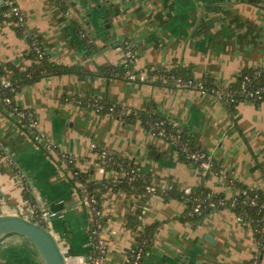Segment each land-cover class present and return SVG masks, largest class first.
<instances>
[{
	"label": "crops",
	"instance_id": "obj_1",
	"mask_svg": "<svg viewBox=\"0 0 264 264\" xmlns=\"http://www.w3.org/2000/svg\"><path fill=\"white\" fill-rule=\"evenodd\" d=\"M60 2L18 0L27 30L53 60L97 71L120 64L124 41L129 39L137 52L134 68L152 72L146 80L63 73L43 77L15 94V102L34 112L53 142L83 158L81 166L90 171L91 179L103 177L92 163L99 162L95 143L148 171L156 184L183 188L203 182L227 197L236 193L221 175L203 179L198 167L179 159L173 144L153 134L141 118L127 121L99 112L80 103L82 97L106 98L168 117L195 142L213 150L229 175L264 190V102L243 100L232 112L214 92L169 85L161 73L178 66L197 79L228 83L245 67H264V0ZM30 44L11 21L0 23V61L24 69L31 63L26 56ZM42 145L24 121L0 108V213H21L31 207L26 188L43 207L64 202L63 214L47 223L68 264H79L93 248L89 213L70 171ZM134 201L122 190L103 195L107 264H120L137 243V231L128 224ZM145 205L142 226L159 225L141 264H264V257L255 261L251 229L227 207L194 225L181 219L186 204L180 198L166 200L153 193ZM0 264L44 263L28 238L11 234L0 242Z\"/></svg>",
	"mask_w": 264,
	"mask_h": 264
},
{
	"label": "trees",
	"instance_id": "obj_2",
	"mask_svg": "<svg viewBox=\"0 0 264 264\" xmlns=\"http://www.w3.org/2000/svg\"><path fill=\"white\" fill-rule=\"evenodd\" d=\"M10 1H13L14 4L17 5L19 4L18 0H0V23H2L5 20L11 21L13 26L17 29V32L20 35H24L28 38L31 44L26 53V56L31 59V63L28 66H26L24 69H21L12 62L0 61V95L2 97L9 96L13 98L14 101L15 94L23 86L33 84L39 81L40 79H42L43 77L58 75L63 73H74L80 77L100 74L107 76L114 75L118 77L127 78V76L125 75L127 69H132L136 74H140L144 72L135 69L134 63L125 64L123 61L117 65H108V66L100 67L97 71H91L89 69H86L82 65H66L53 60L51 56L43 49L41 44L27 30L25 16L23 20H20L18 16L6 15V11L11 6ZM55 1L61 3L60 0H55ZM83 35L86 36V33L84 32ZM145 72L147 74L146 79H149L150 75L152 74L151 70ZM187 72L188 71L186 69L178 66L161 71V73L163 74L164 78L166 79L169 85L175 87L197 88L194 85H190V86L177 85L176 82L172 79V76L175 75L181 77L183 80L186 81L190 79L194 83H196V81L199 80L193 77L191 74H188ZM3 77H7L10 80L11 84L9 86L2 85L1 81ZM201 80L204 81L205 86L208 90H210L211 87L217 86L219 84H227V89L239 91L240 89H242V86L244 84L248 90L253 91L256 88L264 85V67L260 65L245 67L236 76L234 81L228 83L215 82V81L213 82V81H209L206 78H203ZM227 95L228 94L220 96V98L229 106L232 112H234L235 106L240 101L243 100L253 101L256 104H259L262 101H264V90H261L262 96L260 97L256 94H246V93L244 94L242 92H237L233 95L235 97L234 100H230L227 97ZM80 103L84 105H88L90 107H94L99 112H110L127 121H131L135 118H141L150 131L152 130L158 132L160 129H164L165 131L164 138H166L170 142L174 141L172 140V135L178 136V138L175 140L174 147L178 153L179 159L191 162L194 164V166L198 168H199V162L194 161L192 158H190L188 156V152L199 149L208 151L204 146L195 142L185 129L180 127L178 124H175L168 117H165L158 113L151 114L143 110L129 108L125 105L112 102L106 98L82 97L80 99ZM0 108L6 112H10L14 114L9 104L2 100L0 102ZM122 110H126V112L123 113ZM20 119L25 122L24 119L22 118ZM161 120L164 121L163 124H160L158 126L155 125L156 121H161ZM26 127L29 130H31V128H29L27 125ZM184 146L187 147V150L183 149ZM43 147L48 153H50L45 146ZM101 149L102 148H99L97 145L93 147V150H96L98 153ZM110 154L113 155V158L111 160H108V162L106 163L107 170L114 172V171H121L122 168L126 170H131L133 168L139 169L127 157L120 155L118 153H114L112 151H110ZM79 160L82 161L83 158L79 157ZM100 160L101 158L99 157V162ZM66 163H67V169L72 174L71 179L75 183L77 182V180L83 181L86 190L90 193H94L97 195L98 206L101 209H102L103 195L108 190H122L127 194L132 195L135 198L134 207H133L134 202L131 203V206L133 207V212L129 216L128 224L137 231V243L135 246L138 245L143 247L142 257L140 258L139 262L136 263V264H141L145 256L150 251V247L153 242L155 231L157 230L159 225L158 222L146 224L144 226H142L141 224L144 216L142 207L146 203L147 196L153 194L147 189L148 184L155 183L152 180L151 174L148 171L141 170L142 175L138 177H131L132 174L129 173V175L127 174L119 178L110 177L107 179L103 178L101 180L98 179L96 180L94 178L91 179L90 171L82 170L78 166L76 161L67 160ZM199 169H201V167ZM75 171H78V173H74ZM211 174L221 175L225 177L226 180L234 186L236 193L232 197H227L226 194H224V192L215 191L212 188L206 186L203 182L200 183L198 186L192 187L191 191L188 193L185 192L184 187L183 188H179L178 186L165 187L162 185H157L155 193L161 195L166 200L170 198L182 199L185 202L186 207L185 210L180 214V217L183 220H190L194 225L200 224L203 221L205 215L213 212L214 210L222 209L225 207L231 209L237 216L242 217L241 223L243 225H246L247 227H251L255 239H260V247L258 250L259 253L257 252L255 253L259 261L262 257H264V190L261 188H251L245 183L236 180L218 164V161L216 159L214 164L208 170V172L202 174V178L205 179ZM24 195L29 199V201L32 204L38 203L34 198V195L31 193V191L28 188H26V190L24 191ZM197 205H199V210H195V207ZM88 213L90 215L89 211ZM31 218L35 221L39 220V218L35 214L31 215ZM98 220L102 223V225H104L105 220L103 216V211L102 214L99 215ZM90 227L93 226L91 225ZM90 255H92V257L99 255V250L93 246ZM131 255L132 254H130V256ZM88 264H94V263L89 262Z\"/></svg>",
	"mask_w": 264,
	"mask_h": 264
},
{
	"label": "built area",
	"instance_id": "obj_3",
	"mask_svg": "<svg viewBox=\"0 0 264 264\" xmlns=\"http://www.w3.org/2000/svg\"><path fill=\"white\" fill-rule=\"evenodd\" d=\"M11 6L10 8L6 11V15L10 16V15H15L18 16V18L20 20H23L24 15L21 11V8L19 6V4H14L13 1H10ZM124 49H125V55L123 58V62L125 64H130V63H135L136 57H137V52L135 49L134 44L131 42V40L127 39L124 41ZM125 75L127 76V78L130 79H137L140 78L141 80H145L147 78V74L146 72H142L140 74H136L132 69H127ZM172 79L176 82L177 85L180 86H190V85H194L196 86L198 89L204 90V91H212L215 94H217L219 97L223 96V95H227V97L230 100H234V94L237 92H242V93H246V94H256L259 97L262 96L261 95V90H264V85L256 88L253 91H250L246 88V86L243 84L242 89L238 90H230L227 89V84H219L217 86H213L210 88V90H208L205 86V83L203 80L199 79L196 81V83H194L192 80H183L181 77L172 76ZM3 86H9L11 84L10 80L7 77H3L2 81H1ZM250 92V93H249ZM4 101L6 103L9 104V106L12 108V112L17 115L18 117L22 118L25 120L26 125L31 128L32 133L34 135V139L38 142H41L49 152L54 153L55 155H57L58 159H59V163L60 165H62L63 167L67 168V160L69 161H76V163L78 164L79 161V156L71 154L69 152H67L66 150H64L59 144L53 142L50 137L46 134L45 130L42 129V127L40 126L39 120L37 118V116L29 109L22 107L20 105H18L15 100L13 101V98L6 96V97H2L0 95V102ZM80 102V101H79ZM123 113L126 112V110H122ZM164 121H156L155 125H160L163 124ZM175 123V122H174ZM151 132L155 135H159V136H165V131L164 129H160L158 132L152 131ZM178 138V136L176 135H172V141L171 143L173 144V146H175V140ZM96 144L93 143L92 147H95ZM184 150H187V147L184 146L183 147ZM99 157L101 158L100 162H99V169L100 171L103 173V177L102 179H107L110 177L113 178H119L121 176L124 175H129V173L132 174L131 177H138L140 175H142V171L140 169H131V170H126L124 168H122L121 171H110L106 169V163L108 162V160H111L113 158V155L110 154V151L107 149L102 148L99 151ZM188 156L190 158H192L194 161H198L199 162V168L201 167V173L205 174L208 172V170L211 168V166L214 164L215 162V158L212 154V152L210 151H204V150H194V151H190L188 152ZM74 173H78V171H75ZM77 186L78 188L81 190L80 194H81V199H82V203L84 204V206L87 208V210L90 212L89 215V234H90V238H91V242L93 244L94 247H96L99 250V255L92 257V255H89L88 258H83L79 264H88L89 262H93L94 264H107V260H106V252H107V244L105 241V238L103 236V225L102 223L98 220V217L100 214H102V209L98 206V198L97 195L94 193H90L86 190L85 188V184L83 183V181L81 180H77ZM156 183H151L147 185V189L148 191L155 193L156 192V188H157ZM163 186V185H162ZM173 184H169L166 185L165 187H173ZM192 189V186H185L184 190L185 192H190ZM1 197V196H0ZM31 210H30V215L35 214L39 220L38 222H41L43 224L48 225V219H49V215L52 214V212L48 209V207H43L41 206L39 203L36 204H31ZM147 209V205H143L142 207V211L143 214L145 213ZM195 210H199V205H197L195 207ZM239 218V220H242V217L237 216ZM31 218V217H30ZM93 227H90V226ZM255 243H256V249H255V253H259V247H260V239H255ZM142 252H143V247L142 246H134L129 254H127L126 258L123 261V264H136L137 262H139L140 258L142 257ZM130 254H132L130 256ZM68 258V257H67ZM69 260V258H68ZM255 261L258 262L257 259V255H255Z\"/></svg>",
	"mask_w": 264,
	"mask_h": 264
},
{
	"label": "water",
	"instance_id": "obj_4",
	"mask_svg": "<svg viewBox=\"0 0 264 264\" xmlns=\"http://www.w3.org/2000/svg\"><path fill=\"white\" fill-rule=\"evenodd\" d=\"M49 219L63 214L64 202H51ZM11 234L28 238L38 250L44 264H68L58 237L50 227L20 213H0V242Z\"/></svg>",
	"mask_w": 264,
	"mask_h": 264
},
{
	"label": "rangeland",
	"instance_id": "obj_5",
	"mask_svg": "<svg viewBox=\"0 0 264 264\" xmlns=\"http://www.w3.org/2000/svg\"><path fill=\"white\" fill-rule=\"evenodd\" d=\"M262 102H264V101H262ZM262 102H261V103H262ZM254 103H255V102H254ZM204 147H205V146H204ZM205 148H206L208 151H210V152L213 151V150H211L210 148H207V147H205ZM94 153H95V151H94ZM96 154L98 155V152H97V151H96ZM92 163H93V165H95V166H94L95 168H97V169L99 168V162H98V160H97V161L95 160V161H93ZM78 166H79L82 170L86 171V169L83 168L84 166H81V161L78 162ZM198 172H199V174H200L201 169L198 168ZM29 202H30V201H29ZM29 206H30V204L28 205V207H27L26 210L21 209V210H20V212H21L20 214H23V215L26 214V216L31 217V215H30V210H29L30 207H29ZM249 228L251 229V227H249ZM251 231H252V229H251ZM252 233H253V231H252ZM253 249H254V250L256 249V243H255V244L253 243ZM253 256H254V255H253ZM106 257H108V253L106 254ZM107 259H108V258H107ZM108 261H109V259H108ZM123 261H124V260H121L119 263H120V264H123Z\"/></svg>",
	"mask_w": 264,
	"mask_h": 264
}]
</instances>
